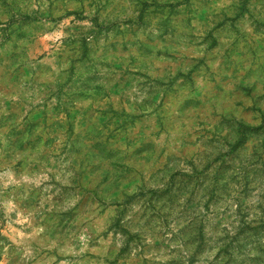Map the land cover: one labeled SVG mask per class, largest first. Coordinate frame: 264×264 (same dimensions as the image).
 Instances as JSON below:
<instances>
[{"label":"rangeland","instance_id":"374dc122","mask_svg":"<svg viewBox=\"0 0 264 264\" xmlns=\"http://www.w3.org/2000/svg\"><path fill=\"white\" fill-rule=\"evenodd\" d=\"M0 264H264V0H0Z\"/></svg>","mask_w":264,"mask_h":264}]
</instances>
